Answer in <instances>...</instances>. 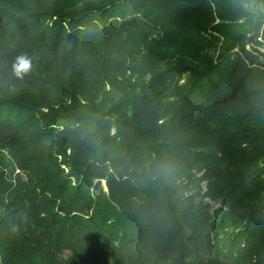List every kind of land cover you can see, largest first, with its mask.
Instances as JSON below:
<instances>
[{
  "label": "trees",
  "instance_id": "trees-1",
  "mask_svg": "<svg viewBox=\"0 0 264 264\" xmlns=\"http://www.w3.org/2000/svg\"><path fill=\"white\" fill-rule=\"evenodd\" d=\"M241 5L0 0V264H264V53L235 32L264 17Z\"/></svg>",
  "mask_w": 264,
  "mask_h": 264
},
{
  "label": "rangeland",
  "instance_id": "rangeland-1",
  "mask_svg": "<svg viewBox=\"0 0 264 264\" xmlns=\"http://www.w3.org/2000/svg\"><path fill=\"white\" fill-rule=\"evenodd\" d=\"M243 10H244V8H243ZM247 13H249V12H247ZM251 15H253V14H250L249 16H251ZM216 24H221V23L219 20H215L214 22L211 23V25H216ZM263 28H264V21H263L261 27L256 32L255 28L252 27V22L244 21V18H241V20H239L237 22L235 32L242 34V35H245L244 47L246 48V50L257 49L259 52L264 53ZM222 44H223V40H222V38H220L219 41L215 42L211 46L210 53L214 58L216 57L217 51L219 50V48L221 47ZM234 51H237V48ZM101 187H102V191L104 193H106L107 188H106L104 181L101 182ZM200 187L203 188V190H205V184L204 183H201ZM196 192H197V189L192 188L187 192V196H191V195L195 196ZM195 201H199V199L197 197H195ZM133 251H136V250L133 248Z\"/></svg>",
  "mask_w": 264,
  "mask_h": 264
},
{
  "label": "clouds",
  "instance_id": "clouds-1",
  "mask_svg": "<svg viewBox=\"0 0 264 264\" xmlns=\"http://www.w3.org/2000/svg\"><path fill=\"white\" fill-rule=\"evenodd\" d=\"M245 11L253 14L256 17H264V0H242L241 5ZM32 68L30 59L27 56H19L13 64V72L16 77L22 78ZM162 170H167L164 164L158 165Z\"/></svg>",
  "mask_w": 264,
  "mask_h": 264
}]
</instances>
